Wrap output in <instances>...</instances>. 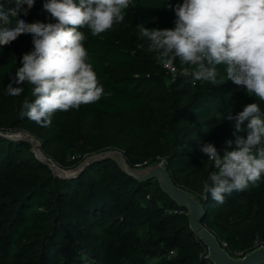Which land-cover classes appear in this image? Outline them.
Wrapping results in <instances>:
<instances>
[{
  "label": "trees",
  "instance_id": "16d2710c",
  "mask_svg": "<svg viewBox=\"0 0 264 264\" xmlns=\"http://www.w3.org/2000/svg\"><path fill=\"white\" fill-rule=\"evenodd\" d=\"M43 2L36 0L28 15L19 18L28 23L55 22L38 8ZM182 2L135 0L125 21L110 31L94 37L88 28L80 29L87 37L89 62L105 90L98 102L75 109L78 120L90 115L95 121L94 135L86 145L79 143L73 128L59 122L60 112L48 127L21 117L23 100L32 99L31 85L13 83L24 92L16 97L6 94L17 70L13 57L22 59L33 50L32 36L22 34L0 46V130L29 133L41 142L47 157L45 147L59 144L61 149L49 158L63 168L109 149L124 152L132 167L166 160L172 181L203 202L205 226L231 256H242L264 245V178L226 195L222 203L244 200L237 209L249 214L251 227L248 236L239 237L236 222L207 212L208 206L222 205L204 192L205 182L210 183L209 176L216 171L213 162L202 152L191 155L184 149L197 145L196 130L216 111L208 143L218 149L231 140L222 156L234 150L236 135L247 136V121L245 131L234 135L235 121L223 117L260 102L242 86L234 90L226 85L224 66L218 67L223 84L195 80V86L192 65H188L191 75L175 77L163 68L150 42L139 37L137 26L173 28L174 6ZM4 3L6 9L12 6ZM174 66L184 64L176 60ZM149 102L157 106L155 112L147 107ZM139 109L141 121L124 114ZM185 212L155 181L136 182L111 161L96 163L75 179L60 180L35 159L27 142L0 136V264H209L203 258L206 249L189 234ZM256 240L261 243L256 245Z\"/></svg>",
  "mask_w": 264,
  "mask_h": 264
},
{
  "label": "clouds",
  "instance_id": "9594fccd",
  "mask_svg": "<svg viewBox=\"0 0 264 264\" xmlns=\"http://www.w3.org/2000/svg\"><path fill=\"white\" fill-rule=\"evenodd\" d=\"M7 2L12 6L6 9L0 0V46L22 34H30L33 44L6 87V94L16 97L24 88L13 83L32 86V99L23 100L21 117L48 127L57 112L98 102L105 90L89 62L87 37L80 29L88 28L94 37L110 31L125 21L135 0H44L43 11L55 22L32 23L19 17L27 16L36 0ZM173 10V28L137 26L139 37L150 42V50L165 66L173 67L176 60L192 65L194 80L213 85L223 84L218 67L224 66L227 81L260 102L223 117L235 121L234 135L245 131L247 121V136L236 135L234 150L222 156L213 143L201 144L216 169L204 184L206 198L210 194L222 204L226 195L264 178V0H183ZM232 143L226 142L229 147Z\"/></svg>",
  "mask_w": 264,
  "mask_h": 264
},
{
  "label": "water",
  "instance_id": "95a60500",
  "mask_svg": "<svg viewBox=\"0 0 264 264\" xmlns=\"http://www.w3.org/2000/svg\"><path fill=\"white\" fill-rule=\"evenodd\" d=\"M0 136L9 140L24 141L31 146L35 159L46 167L53 177L60 180H71L79 177L90 166L102 161H111L117 168L136 182L155 181L160 191L175 203L181 210L186 211L187 229L206 249L204 260L209 264H264V245L260 244L244 255L231 256L225 246L220 243L203 223L206 211L203 202L193 193L177 186L167 170L166 160L157 159L145 166L129 165L124 152L119 149L103 150L90 154L78 165L63 168L47 157L42 151L41 142L27 132H9L0 130Z\"/></svg>",
  "mask_w": 264,
  "mask_h": 264
},
{
  "label": "rangeland",
  "instance_id": "374dc122",
  "mask_svg": "<svg viewBox=\"0 0 264 264\" xmlns=\"http://www.w3.org/2000/svg\"><path fill=\"white\" fill-rule=\"evenodd\" d=\"M38 8L40 9L41 12L45 14V12L43 11V7L41 5H39ZM13 60L15 61L17 68L22 66L21 64L22 59L13 57ZM224 74L226 75L225 70H224ZM225 84L233 88L234 90L238 89L237 85H235L231 81H227V79L225 80ZM147 107L152 112H155L157 108V106L151 102L147 104ZM124 114L137 121H141L143 110L139 109L135 112L126 111L124 112ZM217 116H218V112L213 111L210 118H208V120H205L204 124L195 132V135L197 137V143H196L197 145H194L192 148H185L184 149L185 151H187L191 155H197L201 153V150H200L201 144L208 143L210 141L209 136H208L209 127L212 124V122L216 119ZM58 120L61 124H68L71 128H73L77 132L78 137H79V143L81 144H85V145L88 144L90 138L94 135L95 121L90 115H87L82 120H78L75 115V109H73L67 112H60ZM19 128H20V125L18 126V129ZM225 144L226 143H224L220 148H218V151L220 154L222 153L225 147ZM60 149H61V146L57 143H51L45 147V150L49 157L52 156L55 150H60ZM24 155L29 156V153L25 151ZM177 181L179 184H182V180L177 179ZM199 185H201V181H198V186ZM243 202L244 200L240 198H236V199L228 201L219 206H215V207L208 206L207 212H209V214L218 213L219 216L227 217L231 221L236 222L238 231H239L238 236L246 237L249 235V231L251 227V219H250L249 214L245 212H241L240 210L237 209V205ZM95 229H98L97 226H95ZM260 243H261L260 241L256 240V245H259ZM150 257L153 258L152 255H150Z\"/></svg>",
  "mask_w": 264,
  "mask_h": 264
},
{
  "label": "built area",
  "instance_id": "2783aa9c",
  "mask_svg": "<svg viewBox=\"0 0 264 264\" xmlns=\"http://www.w3.org/2000/svg\"><path fill=\"white\" fill-rule=\"evenodd\" d=\"M163 68L167 71V73L171 76V77H175L178 74H184V75H191V70L189 68V64H184L183 67L178 68L176 66L173 65V67H167L165 66V63L162 61L161 62ZM192 86H195V80L194 78H192ZM73 159V158H71ZM173 252H170V254H172Z\"/></svg>",
  "mask_w": 264,
  "mask_h": 264
}]
</instances>
